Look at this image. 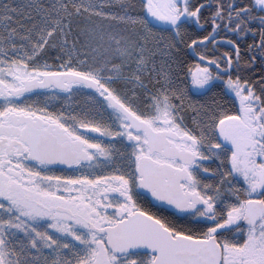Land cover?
Returning a JSON list of instances; mask_svg holds the SVG:
<instances>
[{
  "label": "snow or ice",
  "instance_id": "6c2138e0",
  "mask_svg": "<svg viewBox=\"0 0 264 264\" xmlns=\"http://www.w3.org/2000/svg\"><path fill=\"white\" fill-rule=\"evenodd\" d=\"M0 264H264V0H0Z\"/></svg>",
  "mask_w": 264,
  "mask_h": 264
}]
</instances>
